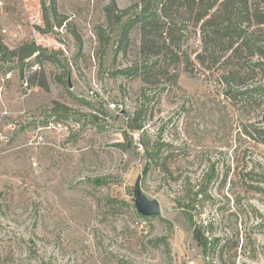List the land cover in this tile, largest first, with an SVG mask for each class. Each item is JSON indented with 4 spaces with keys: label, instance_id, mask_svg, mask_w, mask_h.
<instances>
[{
    "label": "rangeland",
    "instance_id": "1",
    "mask_svg": "<svg viewBox=\"0 0 264 264\" xmlns=\"http://www.w3.org/2000/svg\"><path fill=\"white\" fill-rule=\"evenodd\" d=\"M140 1L0 0V77L14 70L0 89V264H264V97H227L223 69L195 57L192 27L190 68L145 86L138 34L119 46ZM113 4L127 11L115 26ZM26 42L40 50L22 67L11 51ZM36 62L49 90L23 88ZM261 83L259 70L247 81ZM139 107L145 132L127 126ZM145 141L163 150L159 165ZM143 172L160 215L136 209ZM189 195L194 219L174 200Z\"/></svg>",
    "mask_w": 264,
    "mask_h": 264
},
{
    "label": "trees",
    "instance_id": "2",
    "mask_svg": "<svg viewBox=\"0 0 264 264\" xmlns=\"http://www.w3.org/2000/svg\"><path fill=\"white\" fill-rule=\"evenodd\" d=\"M138 7L139 12L122 27L119 46L126 51L131 43L132 34L135 32L138 34L139 39H136L133 45L143 60L152 63L149 68L144 66L142 79L145 86L158 85L161 77L166 79L168 75H172V78L167 79L176 84L180 76V70L176 67L179 68V65L184 63V69L190 68L193 61L187 50L182 49L183 43L186 38L188 39L186 34L192 27L194 35L199 36L202 43L201 48L195 50V57L204 69L212 70L216 66L217 69H223L222 79L229 87L226 91L227 97L233 99H249L253 95L264 97V83L247 85L250 75L257 70L261 71L264 78V0H141ZM106 10L111 26L119 23L127 12H116L115 4L108 6ZM99 33L101 42L104 45L108 44L109 36L102 30ZM39 50L40 46L35 42H26L13 49L11 54L16 56L24 67L26 64L24 61ZM256 55L258 60L254 61ZM45 58L57 62L56 58L50 56ZM30 82L46 90L50 89L43 68L30 75ZM232 85L239 89L233 90ZM55 104L66 108L65 104L59 101ZM146 125V109L139 107L129 118L127 126L145 132ZM261 129L264 135V127ZM141 144L144 145L142 142ZM145 144L151 162L159 165V161L163 159V150L158 146L150 147L147 141ZM165 170L172 173L169 167ZM174 200L194 219L195 197L189 195ZM195 234L207 252L208 240L203 238L201 229L196 228Z\"/></svg>",
    "mask_w": 264,
    "mask_h": 264
},
{
    "label": "water",
    "instance_id": "3",
    "mask_svg": "<svg viewBox=\"0 0 264 264\" xmlns=\"http://www.w3.org/2000/svg\"><path fill=\"white\" fill-rule=\"evenodd\" d=\"M146 170H144L145 172ZM141 174L136 182L134 188V201L136 208L140 214L146 217L157 216L162 212L160 201L157 198H150L142 188V177Z\"/></svg>",
    "mask_w": 264,
    "mask_h": 264
},
{
    "label": "built area",
    "instance_id": "4",
    "mask_svg": "<svg viewBox=\"0 0 264 264\" xmlns=\"http://www.w3.org/2000/svg\"><path fill=\"white\" fill-rule=\"evenodd\" d=\"M40 69H41V66H40L39 62H36V63L30 65V71L34 72V71H38ZM13 76H14V70H9V71H7V73L3 77H0V89L1 90H3L5 82L12 79ZM22 83H23V88L25 90L31 89L30 81H29V79H27L26 76L24 77ZM117 105H118V103H112L111 104L112 107H116Z\"/></svg>",
    "mask_w": 264,
    "mask_h": 264
}]
</instances>
